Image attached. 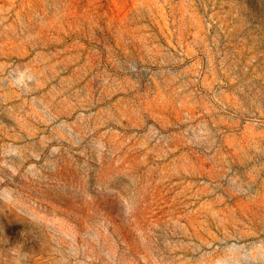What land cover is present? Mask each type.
<instances>
[{"label": "rangeland", "instance_id": "obj_1", "mask_svg": "<svg viewBox=\"0 0 264 264\" xmlns=\"http://www.w3.org/2000/svg\"><path fill=\"white\" fill-rule=\"evenodd\" d=\"M0 264H264V0H0Z\"/></svg>", "mask_w": 264, "mask_h": 264}]
</instances>
